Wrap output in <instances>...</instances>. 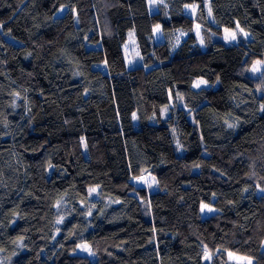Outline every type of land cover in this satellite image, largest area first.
<instances>
[{"label": "trees", "instance_id": "obj_1", "mask_svg": "<svg viewBox=\"0 0 264 264\" xmlns=\"http://www.w3.org/2000/svg\"><path fill=\"white\" fill-rule=\"evenodd\" d=\"M155 1L0 0V264H264V0Z\"/></svg>", "mask_w": 264, "mask_h": 264}, {"label": "rangeland", "instance_id": "obj_2", "mask_svg": "<svg viewBox=\"0 0 264 264\" xmlns=\"http://www.w3.org/2000/svg\"><path fill=\"white\" fill-rule=\"evenodd\" d=\"M151 1V5L153 8L156 7V1L155 0H150ZM186 9L191 13L195 12L196 7L195 5H191V4H187L186 5ZM196 33H198L199 37H200V28L198 26H196L195 28ZM241 27L237 26L234 28H225L223 30V32L221 34H219L218 36L224 40L227 43H235L238 42L241 39H246L247 37H250V34L248 32H246L244 29L243 31H241ZM185 34V33H184ZM233 34H235V39H233ZM154 35H155V39L156 40H162L165 38V34L162 30V26L160 24H158L155 28H154ZM179 37H177L178 39H180L182 37V34L177 35ZM124 55H125V59H126V63L129 67H133L134 65L138 64V59H139V55L141 58V54H140V50H139V46H138V42L136 40V35H135V31L134 30H130L128 32L127 35V40L124 44ZM142 63V58L140 59L139 64ZM263 66H264V60L263 59H258L250 68V74L252 76H259L262 73L263 70ZM204 79L203 78H197L195 81V86L200 87L202 85H204ZM166 109V108H165ZM141 182L144 183L145 185H148L150 187L154 186V178L147 175V176H143L141 179ZM205 205L207 207H205ZM191 210L193 209V205L190 206ZM202 209H203V214H209L211 212H213L215 209L212 208L211 206L207 205V204H203L202 205ZM210 209V210H209ZM211 253H209L208 251L205 253V258L204 260H209L210 259V255ZM229 259L237 264H253V259L252 258H248V257H244V256H239L237 254H233V253H229Z\"/></svg>", "mask_w": 264, "mask_h": 264}, {"label": "snow or ice", "instance_id": "obj_3", "mask_svg": "<svg viewBox=\"0 0 264 264\" xmlns=\"http://www.w3.org/2000/svg\"><path fill=\"white\" fill-rule=\"evenodd\" d=\"M241 31H243V30L241 29ZM232 38L235 39V34H233V37ZM230 127H231V125H230ZM93 191H94V189H93ZM205 207H207V206L205 205Z\"/></svg>", "mask_w": 264, "mask_h": 264}]
</instances>
